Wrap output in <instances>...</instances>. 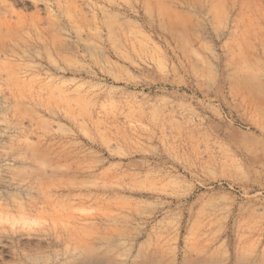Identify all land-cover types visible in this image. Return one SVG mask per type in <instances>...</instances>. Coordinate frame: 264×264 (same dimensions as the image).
I'll return each instance as SVG.
<instances>
[{
    "label": "rangeland",
    "instance_id": "rangeland-1",
    "mask_svg": "<svg viewBox=\"0 0 264 264\" xmlns=\"http://www.w3.org/2000/svg\"><path fill=\"white\" fill-rule=\"evenodd\" d=\"M0 264H264V0H0Z\"/></svg>",
    "mask_w": 264,
    "mask_h": 264
}]
</instances>
